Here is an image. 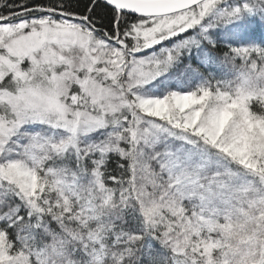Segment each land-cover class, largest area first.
Wrapping results in <instances>:
<instances>
[{
	"label": "snow or ice",
	"instance_id": "obj_1",
	"mask_svg": "<svg viewBox=\"0 0 264 264\" xmlns=\"http://www.w3.org/2000/svg\"><path fill=\"white\" fill-rule=\"evenodd\" d=\"M0 264H264V0H0Z\"/></svg>",
	"mask_w": 264,
	"mask_h": 264
}]
</instances>
